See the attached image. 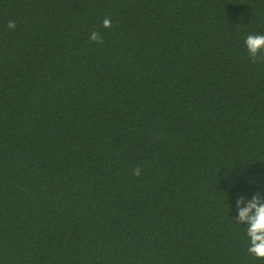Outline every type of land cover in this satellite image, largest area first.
Masks as SVG:
<instances>
[{
    "label": "trees",
    "instance_id": "1",
    "mask_svg": "<svg viewBox=\"0 0 264 264\" xmlns=\"http://www.w3.org/2000/svg\"><path fill=\"white\" fill-rule=\"evenodd\" d=\"M249 34L264 0H0V264H264Z\"/></svg>",
    "mask_w": 264,
    "mask_h": 264
},
{
    "label": "clouds",
    "instance_id": "2",
    "mask_svg": "<svg viewBox=\"0 0 264 264\" xmlns=\"http://www.w3.org/2000/svg\"><path fill=\"white\" fill-rule=\"evenodd\" d=\"M7 27L15 29L14 21H9ZM103 27H111V19L106 17L103 20ZM92 42L102 44V35L93 31L89 34ZM245 46L248 56L253 64L258 60L264 61V34H249L245 38ZM135 176H140L141 169L133 170ZM236 210L238 215L233 218L239 225H244L245 235L248 240L247 252L250 256L264 260V195L254 194L251 199L239 196L236 199Z\"/></svg>",
    "mask_w": 264,
    "mask_h": 264
}]
</instances>
